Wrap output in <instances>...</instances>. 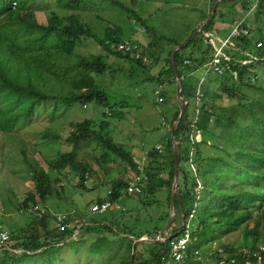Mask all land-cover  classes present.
Wrapping results in <instances>:
<instances>
[{"label":"trees","instance_id":"16d2710c","mask_svg":"<svg viewBox=\"0 0 264 264\" xmlns=\"http://www.w3.org/2000/svg\"><path fill=\"white\" fill-rule=\"evenodd\" d=\"M38 1L43 0H0V133L6 136L15 135L18 129L31 123L38 107L57 101L64 102L68 106L76 103L82 106L94 105L104 111L102 113L104 119L115 116L112 107L109 106L107 93L95 82V78L106 72L108 67L103 60V55L79 54V45L86 39L94 40L103 53H108L106 56H117L142 68L152 63L162 62L164 74L169 76L171 85H175L174 73L169 62L170 51L175 46L183 44L195 29L182 41L161 35L159 39L168 43V47L159 50L153 51L150 46L145 50L139 44L150 59L148 65H143L107 47V41H123L120 27L113 25L109 20V24L104 26L107 21L103 22V17L94 15L97 10L95 0H54L56 9L48 13L45 20H39L34 10ZM255 2L256 0H235L222 4H240L247 15L255 13L258 31L264 36V24L260 25L261 21H264V0H259L257 8L252 10ZM14 4H16L15 8ZM91 13L95 16L97 24H102L97 32L86 21ZM216 20L217 14L186 48L174 55L181 76L182 97L188 103L186 116L181 120L176 132V138L185 145L184 156L181 155L180 162L183 158L184 161L187 159L185 153L189 149L188 136L192 133L190 125L193 123L192 115L188 113V110L195 100L197 91L191 82L185 83V81H190L194 78L193 75L199 74L195 72L196 67L204 66L215 57V46L207 34L212 32ZM147 32L148 27L145 26V33ZM235 44L238 50L231 54L233 61L248 59V55L245 56V52H248L250 55L258 56L263 62L233 67L232 70L239 74L238 84L232 81L230 75L212 74L216 76V81L222 86L224 93L230 91L236 93L243 86H254L260 78L256 73L257 67L260 64L264 65V46L257 48L250 37H238L235 39ZM186 59L191 60L192 65L183 64ZM212 75L208 77V81ZM253 77H257L258 80L252 82ZM229 86H233L232 90H228ZM160 97L164 98L162 90ZM206 97V107L197 126L206 133V139L195 146V154L200 158V162L205 164L210 162L212 168L208 170L206 165L196 164L197 176L204 183V189L200 190L198 199L193 191L196 183L193 175L189 179L186 175L184 176L182 188L179 183V194L185 217L193 207L196 208L195 219L198 224L193 237L197 242L191 243L189 250L197 248L200 252L203 244L214 242H219L220 249L223 250L206 257L191 256L182 263H173L170 260V240H168L161 244L138 246L134 264H166L167 262L169 264H247L248 259L252 262L251 264H259L253 258V254L259 252L264 246V104H256L254 101L251 104L239 106L243 108L240 110L227 107L217 109L209 100L217 99L215 92L211 91L210 94L207 88ZM240 116L243 118L242 121H248L251 117L253 126L243 128L239 120ZM177 118L178 107L173 110L166 128H171ZM91 124L89 121L72 123L71 133L67 139L73 145L72 151L60 154L48 162L49 166L57 170L68 168L75 170L81 178V187L85 184V174L92 168L79 157V149L85 143L95 142L98 148H102L103 153L97 158L101 164H108L111 159L110 153H113L126 162L128 167L135 169L133 156H130L123 146L115 144L109 135L107 131L109 124L101 122L100 131L92 130ZM221 127H224L226 131L232 130L234 136L233 148L228 152L229 160L218 156L206 157L202 150V145L207 144L212 147L217 146L221 153L227 154L225 147L229 141L227 143L220 141L216 133ZM209 135L216 139L217 145L209 139ZM21 143L23 144L21 153L29 162L24 141ZM149 153L152 158L148 166L149 180L142 194L153 196L158 188H164L168 192L169 207L174 177L170 131L166 133V147L163 155H159L154 149ZM168 153L169 156H166ZM224 163L229 164L232 170H238L241 178L236 174H233L234 177L228 175L230 171L225 169ZM28 165L34 180L35 193H28L22 203V210L30 205H38L39 202L46 203L53 192L52 178L47 171L38 163L29 162ZM125 187L124 179L113 180L109 199L118 202L124 195ZM174 203L177 218H180L179 203L176 198ZM167 219L168 213L164 216L163 224ZM102 220V222L93 221L89 225L84 224L77 237L72 239L76 229L68 228L61 232L56 228L50 231L51 220L49 221L45 216L41 219L36 217L32 223L39 224L44 234L41 236L38 234L39 231L29 229L32 223L20 231L11 232L12 240L16 243L12 245V250L0 252V264H38L41 257L46 264H66L61 260V248L66 246V242L77 239L86 241L89 238L92 241L88 246L90 249L88 254L90 258L98 259L87 263L79 262V264H132L134 240L129 236L141 238L148 234L156 237L164 226L154 229L155 234L152 235L144 231L135 232V224L128 226L122 221L120 228L107 219ZM179 221L176 223V220L166 234L179 225ZM67 222L70 224L72 218H68ZM181 232L182 229L175 231L171 239L180 236ZM243 248L248 249L250 254L242 253ZM56 251L60 253L49 256L51 252ZM52 257L56 261L52 260ZM262 257L260 264H264V253Z\"/></svg>","mask_w":264,"mask_h":264},{"label":"rangeland","instance_id":"374dc122","mask_svg":"<svg viewBox=\"0 0 264 264\" xmlns=\"http://www.w3.org/2000/svg\"><path fill=\"white\" fill-rule=\"evenodd\" d=\"M200 3H203V0H192V2L186 0H95L97 10L94 15L103 17V22L107 21L104 26L109 24L108 20L112 21L113 25L119 26L123 40L138 43L145 50L150 46L155 51L168 47V43L159 39L161 35L182 41L191 33L192 29H189L188 26L196 23L200 18V12L195 9L204 8V5H199ZM55 9L54 0L38 1L34 6L39 20H45V16L55 11ZM94 15L92 13L88 15L86 21L97 32L102 24H97ZM246 18L245 25L251 30L250 39L256 45V42L263 39L264 36L258 31L255 13L246 15ZM263 24L264 21H261L260 25ZM145 26L148 27V32L143 34L141 30ZM79 54L85 56L103 55V60L108 64V67L106 72L95 78V82L107 93L109 106L112 107L115 116L104 119L102 118L104 111L94 105H88L84 109L80 103L68 106L64 102L57 101L38 107L31 123L18 129L14 133L15 135L6 136L0 133V219L4 224V228L14 233L22 228L29 227V224L36 219L34 208L39 207L41 210H45L43 217L45 216L49 221L51 220L50 231L56 229L55 214L62 212L71 214L75 211L77 217L80 216L85 220V225H89L93 221L102 222V219H107L115 226L120 227V223L123 221L128 226L135 224V232L144 231L153 235L155 234L154 229L166 224H163L165 214L169 213L168 192L166 189L158 188L153 196L145 194L123 195L117 203L118 209L88 217L87 209L91 203H96L99 198L108 197L107 194L112 188V181L120 179L126 181L133 174V169L113 153H110L111 159L108 164H101L97 158L103 153V150L101 147L98 148L95 142L85 143L79 149L80 160L92 167L85 174L84 187H81V178L75 170L71 168L57 170L49 166L48 162L54 160L60 154L72 151L73 145L67 140L71 133V125L72 123L84 121L92 123L90 127L95 131H100L99 125L101 122H107L109 124L107 131L113 138L114 143L123 146L125 151L133 158L142 156L144 152L154 149L157 144H161L164 151L166 133L170 131V127L166 128V124L172 116V107H178L175 97V85L171 86L170 93L166 88L163 90L162 86L157 88L156 79L152 75H155L160 67L159 62L142 68L117 56L110 55L108 57L106 56L108 53H103L102 49L92 39H86L79 45ZM256 73L260 78L254 86H243L240 91H236V93L230 91L229 94L223 92L222 86H218L222 92L216 94L217 99L211 98L209 100L217 109L227 107L240 110L243 108L239 106L248 105L254 101H256V104H264V69L262 64L258 65ZM193 76V79L185 81V83L191 82L197 88L202 82L200 81L202 75L199 73ZM211 77L216 78L214 75ZM207 85L206 83L204 87L205 92ZM234 86L239 87L236 84ZM232 87L229 86L228 90H232ZM156 90H162L164 93L162 103H159L158 98L155 96ZM213 92H215L214 88ZM192 107L193 104L189 106V114L192 112ZM242 119L240 116L239 120L243 128L253 126L251 117L248 121H242ZM216 133L220 141L226 143L229 141L225 147L227 154L221 153L217 146L212 147L207 144L202 145V150L206 157L218 156L229 160L228 152L232 150L234 143L233 132L232 130L226 131L224 127H221ZM102 134L104 135L103 132ZM46 136L48 137L45 138ZM209 139L216 143V139L212 135H209ZM21 141H24L28 161L31 164L38 163L47 171L52 178L53 188L52 195L46 203L39 202L38 205H30L23 210L22 203L27 198L28 193H35V184L29 172V162L24 159L21 153L23 148ZM184 147L185 145L182 144V156H184ZM219 147H221V144H219ZM163 151L159 155H163ZM188 151L185 153L186 156ZM167 155L169 156V153ZM199 159L195 154L194 161L196 164L206 165L208 170L212 168L210 162L205 164L200 162ZM223 165H225L226 170L230 171L228 175L240 174L238 170H232L229 164L224 163ZM180 169L179 183L182 188L184 176L186 175L189 179L193 174L187 159L184 161L183 158L180 162ZM238 177L241 178L239 175ZM145 202L147 204H144ZM178 221L179 224L181 223V219L177 218V222L175 220L170 228ZM197 224L196 219L189 222L188 229L192 230L193 225ZM29 229L39 231L38 234H41V236L44 234L43 229L37 223H34V225L32 223ZM162 237L164 238V234ZM150 238L154 239L155 235L150 236ZM91 241L89 238L86 241L77 239L66 242V246L61 248V260L66 264H79V262L87 263L98 259L90 258L88 254V251H90L88 246ZM15 243L13 240L10 242L11 245ZM219 244V242L203 244V247H200L202 251L199 252L197 257H206L211 253L223 250L220 249ZM59 253L57 251L51 252L49 256H56ZM40 259L38 264H46L43 257ZM52 260L55 259L52 257Z\"/></svg>","mask_w":264,"mask_h":264},{"label":"built area","instance_id":"2783aa9c","mask_svg":"<svg viewBox=\"0 0 264 264\" xmlns=\"http://www.w3.org/2000/svg\"><path fill=\"white\" fill-rule=\"evenodd\" d=\"M258 4H259V0H256L252 10H255ZM15 7L16 4H14V8ZM141 32L143 34L145 33V27L142 28ZM250 36H251V31L247 27H245L244 21L238 22L234 26L229 37L224 41L222 47L219 49L215 48V57L211 61L206 63L204 66L195 68V72L200 71L205 73V76L202 79H200V81L202 82H200L199 86L197 87L195 100L193 101V114L191 116V119H193V123H191L190 125L192 133L188 136L189 151L187 155V163L195 178L196 183L194 185L193 191L197 196L196 197L197 199L200 190L204 189L203 180H200L197 176V168H196V163L194 161L195 146L199 145L200 143H203L206 139V133L202 129H199L197 127L200 116H202L203 110L206 107L205 102L207 97H206V92L204 91V87L208 81L207 80L208 77L212 74H216L218 76L230 75L232 81L238 84L239 74L232 70L233 67H237V66L243 67L245 65L252 64L254 62H263V60L258 56L250 55V54H248L249 57L248 59L241 61L240 60L233 61V58L229 54L224 53L225 48L236 46L235 45L236 38L238 37L249 38ZM106 45L112 51L121 53L124 56H128L130 59L138 61L143 65H148L150 63L149 57H147L146 53L138 43L132 42L130 40H126V41L123 40L120 42L107 41ZM256 46L257 48H262L264 46V42L259 41L256 44ZM183 64L190 66L192 65V61L186 59L185 61H183ZM256 80H258V78L253 77L252 82H255ZM157 88H160V86H158ZM160 92H161L160 90H156L155 96L158 98V102L162 103L163 99L160 97ZM87 107L88 105L83 106L84 109H86ZM206 109L208 110V108ZM154 151H156L158 154H161L163 151L162 145L157 144L154 147ZM133 161L135 164V169L132 168L133 174L126 179L125 181L126 187L123 192L124 195L127 196H135L143 193L144 187L149 180L148 166L151 163L152 158L150 156L149 151H147L144 152L140 157H134ZM111 193H112L111 190L108 191L107 194L108 197L106 199L100 202L93 203L89 206V208L87 209L88 217L95 214H104L109 210H115L119 208L117 204L118 202H114L109 199ZM44 213L45 210H41L39 207L34 208V215L36 217L42 218ZM195 215H196V208L193 207L192 210L187 215V217L184 216V220L180 228L182 229L181 235L173 239L170 238L169 241L170 260L173 263H182L191 256H194L196 258L199 255V249L192 248L191 250H189L190 244L197 242V240L193 237V232L197 229V225H193L192 230L188 229V223L192 222L195 219ZM71 216H76V212L74 211L71 214L63 213V212L55 214V227L59 229L61 232L67 230L68 228H74L76 229L75 235L77 237V234L79 233L80 228L84 225L85 220L83 218L78 217L75 218V220H73L70 224H68L67 220ZM11 241H12L11 231L5 229L4 225L0 221V252H4L5 250H12L13 244L12 245L10 244ZM241 252L244 254H250L249 250L245 248H243ZM262 253H264V246L260 248L259 252L253 254L254 256L253 258L259 264L263 260ZM251 263L252 262L250 261V259H248L247 264H251ZM166 264H169V262H167Z\"/></svg>","mask_w":264,"mask_h":264},{"label":"water","instance_id":"95a60500","mask_svg":"<svg viewBox=\"0 0 264 264\" xmlns=\"http://www.w3.org/2000/svg\"><path fill=\"white\" fill-rule=\"evenodd\" d=\"M223 1H235V0H219V1L215 2L213 4V12H212L211 17L207 21H205L204 23L200 24L183 44L175 46L170 51L169 62H170V65H171V68H172V71H173L174 77H175V97H176V100L178 103V118L172 124V126L170 128L171 151H172V156L174 158V177H173V182H172V187H171V192H170L168 219H167V222H166L165 226L163 227V229H161L158 232V235L154 239H151L149 235H145L141 238L131 237L134 240V244L132 247V254H131V263L132 264H134V260H135L136 251H137L138 246H140V245H156V244H161V243H164V242L170 240L171 235L175 231L179 230L181 228L182 223H183L184 214H183V208L181 205L180 194H179L180 157H181V145H182V143H181L180 139L176 138V132H177V129H178V126H179L181 120L186 116L187 103H186L185 99L182 97L181 76L178 72V69H177V66L175 63V59H174V55H175V53L186 48L199 35V33L202 32L204 30V28L212 22L215 14L217 12V8H218L219 3L223 2ZM175 198L179 203L181 223L179 225H177L174 229H172L168 233V235H166L163 238L162 235L165 234L168 231V229L170 228V226L174 223V221L177 220V216H176L177 210H176L175 203H174ZM75 238H76V235L72 239H75Z\"/></svg>","mask_w":264,"mask_h":264},{"label":"crops","instance_id":"0c3cea01","mask_svg":"<svg viewBox=\"0 0 264 264\" xmlns=\"http://www.w3.org/2000/svg\"><path fill=\"white\" fill-rule=\"evenodd\" d=\"M186 1L192 2V0H186ZM217 1H219V0H203V3L199 4V5H204V8L203 9H199V8L195 9L197 12H200V18L198 19V21L196 23L188 26L189 29H192L191 31L196 29L200 24L204 23L205 21H207L211 17L212 12H213V4ZM224 2H229V1H223V2L219 3L218 8H217V12H216L217 20L214 23V28L210 34H207V37H209V38L211 37V41L214 44L215 48H217V49L222 47L224 41L231 34L234 26L240 21H244V25H245L246 19H247L246 18L247 14L244 13V10L240 4H237V5H231L230 3L222 4ZM247 28H249V27L247 26ZM259 41H261V40H258L256 43H258ZM237 50H238L237 46L225 48L224 53H227L231 56V54L236 53ZM239 50H241V49H239ZM248 54H249L248 52H245L246 57ZM163 68H164V64L162 62H160V67L158 68L155 75H152V77L156 79L155 82H156L157 86H159L161 84V86L163 87V90H164V88H166V90L169 92V91H171L172 85L170 83L169 76L164 74L165 70ZM197 73H200V75H202V78L205 76L204 72L199 71ZM158 77H161V78L158 79ZM218 86H220V84H218V82L216 81V78H211L208 81V85H207V88H208V91L210 92V94H211V91H213V88H214L215 94L222 92L221 90H219ZM211 103H212V101H211ZM211 107L213 108L214 106L212 105ZM174 109H175V107L173 106L172 110H174ZM192 114H193V107H192V112H190V115H192ZM106 198H103V199L99 198L97 201H102ZM92 203H94V202H92ZM78 217H80V216H78ZM78 217L71 216L70 218H72V221H73V220H75V218H78Z\"/></svg>","mask_w":264,"mask_h":264}]
</instances>
